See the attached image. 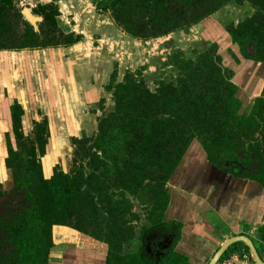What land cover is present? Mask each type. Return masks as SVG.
<instances>
[{
  "label": "trees",
  "instance_id": "trees-1",
  "mask_svg": "<svg viewBox=\"0 0 264 264\" xmlns=\"http://www.w3.org/2000/svg\"><path fill=\"white\" fill-rule=\"evenodd\" d=\"M244 2L100 0L95 7L99 13L110 14L128 36L149 41L199 23L207 26L209 37L216 38L222 25L212 16L230 5L244 6ZM250 2L260 10L239 26L228 28L233 45L243 56L240 59L234 54L236 65L241 60L264 63V0ZM34 12L44 18L40 32L24 20L14 0H0L4 36L0 51L75 45L83 39L74 34L66 35L70 41L65 43L45 39L48 26L54 27V35L65 36L57 27L59 7L55 3L41 5ZM18 23L25 26L22 34L13 30ZM217 51L184 62L178 84L163 82L156 92L129 71L123 82L113 87L115 70L108 86V90L114 89L115 110L100 120L94 146L87 149L88 173L79 166L72 173L58 170L47 178L39 151L21 134L22 111L15 107L14 133L20 151L9 147L6 159L8 185L13 188L2 192L5 185L0 184V264H48L55 226L72 227L106 242L108 264H163L151 246L136 255L118 256L135 236V228L127 226L132 224L127 217H133V222L139 219L129 197L146 193L152 201L153 226L144 232L152 236L175 233V226L163 223L170 202L168 184L196 142L212 165L239 168L241 176L264 185V100H257L251 116L241 112L240 90L231 82L237 67L223 68V55ZM40 151L45 157L46 141ZM167 255L169 261L179 258L188 264L172 250Z\"/></svg>",
  "mask_w": 264,
  "mask_h": 264
},
{
  "label": "crops",
  "instance_id": "crops-1",
  "mask_svg": "<svg viewBox=\"0 0 264 264\" xmlns=\"http://www.w3.org/2000/svg\"><path fill=\"white\" fill-rule=\"evenodd\" d=\"M244 1V6H240L243 11L252 9L255 12V6L249 0ZM23 3V16L36 32H40L44 18L34 10L55 3L60 12L56 19L60 32L83 36V39L75 45L0 51V134H13L15 107L22 111L19 117L21 132L40 125L39 111L46 119L44 124L51 127L48 131H75L78 128H71V125L74 118L84 115L83 102L89 105L106 98L107 81L115 70L119 76L120 61L115 57L110 62L105 48L102 50V46L96 47L89 40L87 27L94 15H83L76 0H23ZM221 19L216 17L214 20ZM234 71L231 82L240 90L241 112L251 116L257 100H264V63L241 60ZM108 107L101 115L115 110L113 103ZM75 109L82 112L77 113ZM53 116L63 119L59 126L52 120ZM94 117L98 125L100 116L94 114ZM64 118H70L69 125ZM180 170L169 182L170 202L163 220V223L175 226L176 232L152 236L143 231L139 237L135 229L136 235L123 245L118 256L136 255L151 246L163 264H184L179 258L172 257L173 260L169 261V250L183 257L188 264H209L229 240L245 236L253 242L264 261V185L241 176L239 168L226 166L221 169L206 158L199 160L192 169L185 166ZM6 175L8 179L3 159L0 181ZM152 226L150 220V226L145 228ZM53 243L48 264H108V244L72 227L55 226ZM219 264L257 262L250 248L237 243L227 249Z\"/></svg>",
  "mask_w": 264,
  "mask_h": 264
},
{
  "label": "rangeland",
  "instance_id": "rangeland-1",
  "mask_svg": "<svg viewBox=\"0 0 264 264\" xmlns=\"http://www.w3.org/2000/svg\"><path fill=\"white\" fill-rule=\"evenodd\" d=\"M14 1L17 10L23 14V10L25 8L23 0ZM99 1L100 0H76V4L79 8V11H82L83 15L86 17L87 15H94V19L90 22L89 27H87L88 32H90L89 40L94 42L96 47L102 46V50L103 47L105 48V52L107 57L110 58V62H113L115 57L120 61L118 64L119 76L117 74L116 82L114 83L113 87L123 82L126 73L130 69L131 73L135 75L136 79L138 81H144L148 89H150L152 92H156L159 89L160 84L163 82L178 84L179 78L184 74V72L181 70L184 62H195L198 60V57H200L201 54L213 52L215 51V48L218 49V55H223V68L228 66L238 68L240 64L236 65L234 62V54L240 59H242L243 56L239 52V48L236 45H233L228 28L232 26H239L250 17V14L253 13L254 15L260 10L258 7H255V12H253L252 9H248V11L244 12L242 7L234 5L223 8L220 12L212 16V18H223L221 19V34L216 36V38L214 36L213 38L210 36V38L208 35L209 32H207V26L204 23H199L186 30L175 32L166 37L149 40L147 43H145L136 42L133 39H130L121 28L116 26L114 21L110 18V14L99 13L95 7V3ZM98 13L101 15H98ZM13 28L16 34H22L25 30V26L22 23H18V25ZM1 30L2 29H0V44L2 43V39L4 37ZM53 30L54 27L48 26L46 29L47 35L44 38H47L48 40L55 38L56 40H52V42L61 41L60 43H65L67 40L70 41V39H66L69 37H66V34L65 36H61V34L58 32V34L56 33V35H54ZM74 35L77 36L76 34ZM215 39L217 40L216 42H218L217 46H214L215 43H213ZM12 40L13 38L8 41L9 43L6 42V45H9ZM113 74L110 78H112ZM111 81V79L107 81L105 88L107 94L105 99L100 100L97 103H90L89 105H86V102H83L84 115L74 118L75 121L71 125V128H78L77 130L67 133L50 132L47 129H50L51 127L44 124L46 119H44L42 112L39 111L41 120L39 121L40 126L39 124L35 126L33 125L34 128L32 126L28 129H24V131L21 132L24 140L31 142L33 141L32 143L34 144V147L37 149V152L39 151L38 159L44 168L45 176L47 178H51L58 170L72 173L79 166H83L85 171L87 173L89 172L88 164L90 160L86 157V152L87 149L94 146V139L98 135L99 127V124H96V117H94V114H98L100 116L98 119L99 121L108 115H101L105 107L109 109L108 106L112 103L115 107L114 89L108 90V86L111 84ZM75 110L74 112L77 111V113L82 112L78 111V109L76 111ZM64 119L67 121L66 123L70 122V118ZM52 120H55V124L58 123L59 126L60 121L63 119L53 116ZM40 127L46 128V131L40 132ZM54 128L56 127L54 126ZM82 128H86V130L82 131ZM45 141L46 155L43 157L40 147ZM11 146L16 150L19 148L16 134L14 132L13 134L1 133L0 163H3V159H5L6 164L8 149ZM204 158H206V155L202 147L197 142L193 143L188 150L185 161H183L177 172H181L180 169H183L185 166L186 169H192L194 164L198 163L199 160ZM6 179L7 175L3 180L1 179L2 181H0V184L5 185L3 186L2 192L8 193L13 188V185H8L10 181ZM114 190L116 189H113L112 191ZM118 193L120 194L121 191L119 190ZM129 198L132 200L134 205L133 212L139 217V219L133 222L134 218L128 216L127 218L132 221V224L127 226L131 228L132 225L137 230V234L140 237L143 229L150 226L152 201L146 197V193H143L136 198L133 196ZM1 201L2 200H0V204ZM1 211L3 210H0V212Z\"/></svg>",
  "mask_w": 264,
  "mask_h": 264
},
{
  "label": "water",
  "instance_id": "water-1",
  "mask_svg": "<svg viewBox=\"0 0 264 264\" xmlns=\"http://www.w3.org/2000/svg\"><path fill=\"white\" fill-rule=\"evenodd\" d=\"M237 243H244L248 248H250L254 259L256 260L257 264H264V261L259 257V254L255 248V245L253 244V242H251V240H249V238L245 237V236H239V237H235L231 240H229L220 250L219 252L216 254V256L211 260V262L209 264H219L220 261L222 260L223 256L225 255L227 249Z\"/></svg>",
  "mask_w": 264,
  "mask_h": 264
},
{
  "label": "built area",
  "instance_id": "built-area-1",
  "mask_svg": "<svg viewBox=\"0 0 264 264\" xmlns=\"http://www.w3.org/2000/svg\"><path fill=\"white\" fill-rule=\"evenodd\" d=\"M246 258V257H245Z\"/></svg>",
  "mask_w": 264,
  "mask_h": 264
}]
</instances>
